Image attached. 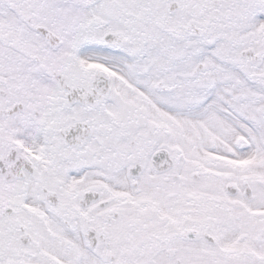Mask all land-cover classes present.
Segmentation results:
<instances>
[{
	"label": "snow or ice",
	"instance_id": "snow-or-ice-1",
	"mask_svg": "<svg viewBox=\"0 0 264 264\" xmlns=\"http://www.w3.org/2000/svg\"><path fill=\"white\" fill-rule=\"evenodd\" d=\"M0 264H264V0H0Z\"/></svg>",
	"mask_w": 264,
	"mask_h": 264
}]
</instances>
